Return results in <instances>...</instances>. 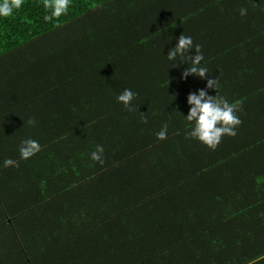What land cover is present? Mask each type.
I'll return each instance as SVG.
<instances>
[{"label": "trees", "instance_id": "obj_1", "mask_svg": "<svg viewBox=\"0 0 264 264\" xmlns=\"http://www.w3.org/2000/svg\"><path fill=\"white\" fill-rule=\"evenodd\" d=\"M233 1L70 0L66 15L45 21L50 11L43 7V0H23L22 7L14 9L11 15L0 16V103L10 100L7 89L17 83L18 73L22 102L53 99L55 104L60 100L56 97L61 85L67 83L75 99L70 100L63 113L73 116L80 111L79 119L60 122L54 135L37 140L44 166L56 165L67 173V167L79 165L77 153L86 160L97 145H102L103 154L111 155L130 136L141 139L142 142H136L139 147L153 136L150 147L167 153L162 167L173 172L172 181L168 182L178 184L184 215L186 203L190 202L191 210L184 217L188 232L169 236L170 232L163 241L161 236L159 240L152 238L156 249L145 254L149 260L145 264H158L157 260L176 252L199 255L192 253L198 245H203V253L211 255L217 247L215 257H219L223 255L222 246L227 248L225 230L239 228L235 226L244 216L258 217V223L264 225V22L256 24L261 22L256 18L260 10L257 4L264 0H238L237 6ZM241 8L247 9L246 15H240ZM181 33L191 36L194 45L201 46L204 56L201 66L207 67V78H218V94L229 103L240 105L237 115L242 123L236 128L237 134L225 135L214 151L185 136L193 127L185 119L190 108L187 96L206 88L207 79L195 76L181 79L187 64L180 63L179 57L176 61L167 59V52ZM27 44H32V51L15 60ZM189 54L194 55L195 50ZM174 63L178 67H172ZM31 72L35 73L34 78ZM79 76H83L80 82L76 79ZM126 88L137 94L132 101L135 111H128L116 99ZM28 91L31 98L24 99ZM208 92L217 94L215 89ZM102 96L107 100V108L96 104ZM80 106L85 111L77 108ZM60 108L49 111L61 113ZM47 109L43 111L48 112ZM81 112L85 114L83 117ZM84 116L91 124L80 121ZM142 116L147 117V123ZM115 118L120 120L113 122ZM165 123L167 138L158 140L156 133ZM13 141L21 143L19 139ZM60 148L78 152L61 156ZM14 160L20 169L24 160ZM113 160L116 161L95 163V171L90 174L115 165ZM14 168L5 169L10 173L0 171L6 173L4 183L8 184L12 174L20 177L21 174L11 173ZM86 177L82 175L79 179ZM158 178L165 180L162 174ZM11 186L0 184L3 209L9 207ZM183 189L185 194H181ZM100 224L92 227L94 232H100L101 227L106 232L109 223ZM48 229L56 234L49 225ZM143 239L144 243L148 241ZM233 245L236 264L264 256L262 249L247 252L241 243L234 241Z\"/></svg>", "mask_w": 264, "mask_h": 264}, {"label": "crops", "instance_id": "obj_2", "mask_svg": "<svg viewBox=\"0 0 264 264\" xmlns=\"http://www.w3.org/2000/svg\"><path fill=\"white\" fill-rule=\"evenodd\" d=\"M232 3L237 6L238 0ZM257 5L260 10H257L256 18H260L261 22L256 24H262L264 2L259 1ZM53 43H50V48ZM31 47L32 44H27L20 49L15 60L28 55L32 51ZM15 75L17 83L11 84L7 89V95H11L10 100L0 103V171L6 173L10 172L5 171L8 167L4 166V161L7 158H21V143H15L14 139L22 142L28 138L34 139L35 136L37 138L34 140L43 136L49 138L56 133V126L60 122L77 120L80 116L78 109L79 112L73 116L63 113L70 106V100L75 99L69 84L61 85L56 97L60 100L55 104L52 103L53 99L40 103L29 99L22 102L18 89L22 82L18 79L20 75ZM30 75L34 78L35 73L31 72ZM82 77H76L77 81L80 82ZM3 95L7 96L6 89ZM25 96L24 99L31 98L30 91L25 92ZM106 101L102 96L96 104L107 108ZM57 106L61 107V113L49 111ZM47 107L48 112H44ZM37 108L40 110L35 111ZM77 108L85 111L81 106ZM83 114L81 112L82 117ZM29 119H34L35 124L29 125ZM100 119L103 120V117ZM119 120L115 118L113 122ZM80 121L91 124L90 121H85V116ZM129 138L131 139L126 142L119 141V147L111 155L102 154L104 163L112 162L111 159H116L117 162L113 160L115 165L106 166L97 173L90 174L95 171V163H100L90 159L91 157L83 160L84 157L80 152L77 153L78 150L64 148L59 149L60 155L77 153L75 156L79 159V165L67 167V173H63V169L56 165L54 168L44 166L40 158L42 150L30 157L31 164L29 158L23 159L20 169L15 166V172L11 173L21 175L18 177L12 174L13 178H10L8 184L4 183L6 173H0V184L9 188L11 184H15V187L11 186L9 207L3 209L0 206V264H145L149 261L146 260V255L156 249L152 238L159 240L158 237L161 236L160 240L163 241V237L170 232L169 236L175 232H188L184 217L188 215L187 210H191L190 202L186 203L184 215L180 192L177 191L178 184L174 186L172 182H168L172 181L170 178L173 177V172L162 167L167 153L163 149L150 147L149 140L153 136L141 147L136 143L141 139ZM56 154L58 155L57 151ZM159 174L165 180H159ZM82 175L87 177L80 180ZM185 192L183 189L181 194ZM258 221L259 218L253 215L249 218L244 216L242 222L235 226L239 228L226 229L223 237L228 243L226 249L222 246V256L215 257L217 247L211 255V252L203 253V245H198L192 253L199 255H179L176 252L157 262L236 264V257L232 252L234 241L241 243L247 252L255 249H262L264 252V225ZM100 222L109 223L106 232H103L102 227L100 232L93 231L92 227H98ZM48 225L53 228V233L56 232L55 235L48 229ZM143 238L148 241L144 243ZM259 259L241 264H264V256Z\"/></svg>", "mask_w": 264, "mask_h": 264}, {"label": "clouds", "instance_id": "obj_3", "mask_svg": "<svg viewBox=\"0 0 264 264\" xmlns=\"http://www.w3.org/2000/svg\"><path fill=\"white\" fill-rule=\"evenodd\" d=\"M23 0H3L0 4V16L7 17L12 14L14 9L22 7ZM70 6V0H43V7L46 11H50L49 15L44 17L45 21L59 19L62 15H66ZM255 6V5H254ZM247 14L246 8L240 9V15ZM195 50L194 55H190V50ZM180 58V63L187 64L181 73V79H187L189 76L207 79L206 88L198 89L195 92H190L187 96V103L190 106L188 114L185 116L187 122L193 127L186 132V138L196 139L206 145L209 149L215 150L221 143L222 138L227 136H235L236 128L242 123V120L237 115L240 109L239 103H229L224 97L218 94L220 87L218 78H207V67L201 66L204 60L201 46L193 43L191 36H186L183 33L177 38V43L167 52L169 61H176ZM179 63V64H180ZM172 67H178L175 63ZM208 89L217 90L216 95H209ZM136 93L131 89H124L117 96V101L122 103L128 111H135L136 108L132 105V101L136 98ZM142 121L147 123V117L142 116ZM29 125H34L35 120L29 119ZM168 125L165 123L159 132L156 133L158 140L167 138ZM41 150V145L37 140L28 138L21 142L19 152L21 159L27 160ZM104 148L102 145H97L96 150L90 154L92 160L100 164L104 163L103 159ZM4 166H16L18 162L12 159H6Z\"/></svg>", "mask_w": 264, "mask_h": 264}]
</instances>
